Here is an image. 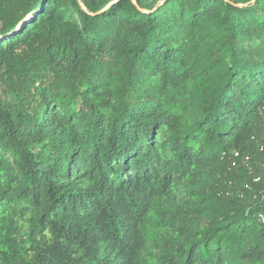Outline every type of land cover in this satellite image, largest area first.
<instances>
[{
	"label": "trees",
	"instance_id": "1",
	"mask_svg": "<svg viewBox=\"0 0 264 264\" xmlns=\"http://www.w3.org/2000/svg\"><path fill=\"white\" fill-rule=\"evenodd\" d=\"M0 264H264V0H0Z\"/></svg>",
	"mask_w": 264,
	"mask_h": 264
},
{
	"label": "built area",
	"instance_id": "2",
	"mask_svg": "<svg viewBox=\"0 0 264 264\" xmlns=\"http://www.w3.org/2000/svg\"><path fill=\"white\" fill-rule=\"evenodd\" d=\"M237 155H238L237 153L234 154L235 157H236ZM255 180H258V179H255Z\"/></svg>",
	"mask_w": 264,
	"mask_h": 264
}]
</instances>
